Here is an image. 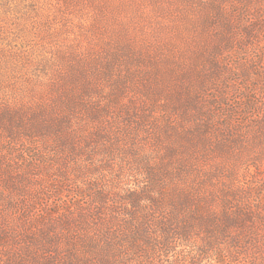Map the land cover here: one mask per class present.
Wrapping results in <instances>:
<instances>
[{
  "label": "rangeland",
  "instance_id": "374dc122",
  "mask_svg": "<svg viewBox=\"0 0 264 264\" xmlns=\"http://www.w3.org/2000/svg\"><path fill=\"white\" fill-rule=\"evenodd\" d=\"M0 264H264V0H0Z\"/></svg>",
  "mask_w": 264,
  "mask_h": 264
},
{
  "label": "trees",
  "instance_id": "16d2710c",
  "mask_svg": "<svg viewBox=\"0 0 264 264\" xmlns=\"http://www.w3.org/2000/svg\"><path fill=\"white\" fill-rule=\"evenodd\" d=\"M195 213V212H193ZM195 220V219H194ZM237 220L236 217H230L227 219V221L229 223H235V221ZM127 235H125V239H127L128 242H132V243H140V241H142L145 245H147V247L150 248V250H152L153 248L150 247L151 241L155 238L156 236V231L150 228H145V227H131V229H129ZM181 235L186 234V232L182 231ZM116 240L115 237H109L107 236V234L104 236L103 241L100 242L102 243L100 245V247H98V252L100 253L99 258H102L104 260H106L107 262L112 260L113 258H115V254L119 253V255L121 254V252H119V250L116 249L115 247V242ZM169 238H166V242H168ZM165 242H161V244H164ZM119 246V245H117ZM122 246V245H121ZM123 247V246H122ZM132 247V246H131ZM153 254L155 252H152ZM101 263V261H100Z\"/></svg>",
  "mask_w": 264,
  "mask_h": 264
}]
</instances>
